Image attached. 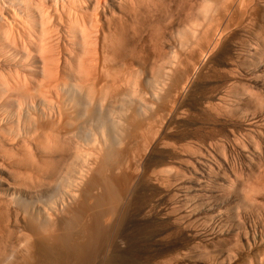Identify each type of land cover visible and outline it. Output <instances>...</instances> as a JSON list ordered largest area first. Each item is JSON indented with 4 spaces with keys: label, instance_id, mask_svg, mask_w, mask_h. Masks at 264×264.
<instances>
[{
    "label": "bare ground",
    "instance_id": "obj_1",
    "mask_svg": "<svg viewBox=\"0 0 264 264\" xmlns=\"http://www.w3.org/2000/svg\"><path fill=\"white\" fill-rule=\"evenodd\" d=\"M169 196L264 264V0H0V264L155 261Z\"/></svg>",
    "mask_w": 264,
    "mask_h": 264
},
{
    "label": "rangeland",
    "instance_id": "obj_2",
    "mask_svg": "<svg viewBox=\"0 0 264 264\" xmlns=\"http://www.w3.org/2000/svg\"><path fill=\"white\" fill-rule=\"evenodd\" d=\"M216 88V89H215ZM203 89V90H202ZM198 92H201L199 93V95H205L207 97H212L214 96L213 94L216 93L217 91V87L216 85H211L210 86H207V87H203V86H199L198 87ZM214 90V91H213ZM204 93V94H203ZM201 95V96H202ZM210 95V96H209ZM197 114V115H196ZM191 117L188 118L190 120H199V122H201L203 125H207L206 123H211V121L209 120H206L202 117V115H199L198 113H195L194 115H190ZM198 116V117H197ZM195 117V118H194ZM202 118V119H201ZM207 121V122H206ZM216 130H215V128ZM219 129V130H218ZM220 129H221V125L218 126V124H215L214 123V126H213V130L212 132H209V133H214V134H219L220 133ZM236 131V129L234 130ZM238 131H236V134H237ZM241 132L243 133V131L241 130ZM240 130H239V134L241 133ZM242 133L240 135H242ZM238 134V135H239ZM241 179V178H240ZM244 179V178H243ZM238 181V180H237ZM236 180L234 181V184L235 186H238L236 187L237 190L240 189V185H241V180H239V184L236 183L237 182ZM238 184V185H237ZM234 186V187H235ZM232 188L233 191H235L236 189L235 188ZM235 189V190H234ZM160 202H162L160 204ZM176 199L173 198V196H169V197H165L162 199V201H159L158 204L155 206V222H154V228H153V231L152 229H147V231L144 229V227H142V229H144L145 231H143L142 229H138L137 228V233H138V237H140L143 241H146L148 242L149 241V237H150V234L152 232L155 231V233H160L162 232L163 234H161V237L160 235L158 236V238L156 237L154 240V244L155 246H161L163 247L165 250L163 251H166L164 252V254H159V257L158 255L155 256V261L152 260V258L150 259V261H146L145 264H152V263H155L157 262V264H159V262H164V264H168L167 262H169V264H207L208 261H213L214 259V253L217 252L218 248L220 249L222 246H223V243H220L218 242L216 244V246H212V245H208L206 244L205 242V239L207 237L210 236L211 234V230H212V226H210V224L208 225V223L206 222H200V221H195L194 219H188L186 220L184 217H187L184 213L185 209L182 208L181 205H179L178 203H176ZM163 204V205H162ZM175 206V207H174ZM243 208V209H240ZM239 209L242 210L240 211L242 216H248L246 214H249V215H252L253 217H255V212L251 210V208H247V206H240ZM247 208V209H246ZM182 209V210H181ZM244 209L246 211H244ZM249 209V210H248ZM173 210V211H172ZM175 210V211H174ZM182 211V212H181ZM246 212V213H245ZM253 212V213H252ZM240 214V213H239ZM158 215V216H157ZM183 215V217H182ZM241 217V215H240ZM174 219H177L176 221L178 222V220L181 222L183 221L181 224L179 225H175L174 224V227H173V221ZM191 220V221H190ZM194 220V222L192 221ZM162 221V222H161ZM187 221V222H186ZM176 222V223H177ZM185 222V223H184ZM190 222V223H189ZM164 223V224H163ZM169 223V224H168ZM187 223V224H186ZM189 223V224H188ZM205 223V224H204ZM186 224V225H185ZM198 224V225H197ZM179 226V227H178ZM211 229H209V228ZM140 228V227H139ZM169 228V229H168ZM205 228V229H204ZM148 230H151V232H149ZM178 230V231H177ZM184 230V231H183ZM207 230V231H206ZM141 232V233H140ZM171 232V233H170ZM183 232V233H182ZM147 235H146V234ZM175 233V234H174ZM189 233V234H188ZM206 233V234H204ZM187 234V235H186ZM192 234V235H191ZM140 235V236H139ZM142 236V237H141ZM145 236H149V237H145ZM145 238V239H144ZM148 241H147V240ZM173 239V240H172ZM204 239V240H203ZM160 242V243H159ZM183 242V243H182ZM158 243V244H157ZM199 243V244H198ZM160 244V245H159ZM201 244V246H200ZM206 244V246L204 247V245ZM220 244H222V246H220ZM170 246V247H169ZM177 246V247H176ZM210 247V248H209ZM194 248V250H193ZM172 249V250H171ZM197 249V250H196ZM202 249V250H201ZM217 249V250H216ZM180 250V251H179ZM204 250H207L206 251V255H205V251ZM162 251V252H163ZM182 251V252H181ZM200 251V252H199ZM204 253V255L202 254V252ZM210 254L208 255L207 254ZM213 252V253H212ZM188 253V255H187ZM212 253V254H211ZM177 254V255H176ZM198 254V255H197ZM161 255V256H160ZM184 255V256H183ZM187 255V256H186ZM164 256V257H163ZM176 258H175V257ZM178 256V257H177ZM209 256V257H208ZM136 257V256H135ZM134 257V258H135ZM180 257V258H179ZM202 257V258H201ZM128 258H131V260H134L135 259H132L133 256L130 255ZM168 258V260H167ZM186 258V259H184ZM199 258V259H197ZM210 258V259H209ZM212 258V259H211ZM138 260H136L135 262L133 261L132 263L133 264H142L143 261H145L144 259H140L137 257ZM183 259V260H182ZM197 259V260H196ZM209 259V260H208ZM130 260V259H129ZM143 260V261H142ZM152 260V263H150ZM166 260V262H165ZM179 260V261H178ZM208 260V261H207ZM154 261V262H153ZM159 261V262H158ZM193 262V263H192ZM207 262V263H206ZM131 262H128L127 264H132ZM161 264V263H160ZM163 264V263H162Z\"/></svg>",
    "mask_w": 264,
    "mask_h": 264
}]
</instances>
